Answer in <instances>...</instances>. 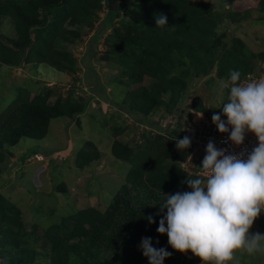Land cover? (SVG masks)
Instances as JSON below:
<instances>
[{"label": "trees", "instance_id": "1", "mask_svg": "<svg viewBox=\"0 0 264 264\" xmlns=\"http://www.w3.org/2000/svg\"><path fill=\"white\" fill-rule=\"evenodd\" d=\"M105 1L109 6L108 18L95 27L104 6L101 0H0V19L10 20L16 31V38L0 35V69L24 64L75 74L79 70L78 59L72 53L58 51L55 43L60 38L69 40L70 34L75 39L81 38L79 33L67 31L66 24H86L95 30L81 61L86 69L84 79L95 85L90 91L92 96L86 100L74 99L78 89L74 86L65 98L58 97L50 103L56 94L53 88L43 87L35 93L26 85L15 88L14 100L0 115V147L16 146L22 139H44L50 123L58 118L77 121L85 114L93 96L118 110L128 108L131 116L137 113L139 121H145L144 115L149 117L164 106L168 114L173 113L186 90L184 82L174 76L176 69L190 68L180 73L184 79L193 74L208 75L216 64L220 46L212 37L218 21L210 12L209 0H134L131 9L122 5L113 7ZM159 13L167 17V27H176L173 30L156 27L154 14ZM230 18L236 20V13ZM115 19L122 21L119 27L113 26ZM111 27L107 39L109 50L103 60L120 65L122 77L127 79L123 83L127 97L121 102L107 94L100 75L92 68V59L97 54L93 45ZM239 48L244 46L237 40L232 52ZM145 77L157 84L151 89L144 86ZM130 85L135 89H130ZM168 92L171 99L166 103L162 96ZM194 108L204 111L202 107ZM147 123L158 135L145 141L138 151L123 146L122 141L112 146L111 157L128 162L132 168L105 212L92 208L76 211L41 234L40 227L34 225L30 234L37 245L32 247L29 241L22 240L18 231L24 230L20 211L0 196V247L4 248L0 260H9L3 264H38L37 257L41 254L46 264H149L140 247L145 237L151 238L154 248H165L171 253L163 264H180L182 253L169 246L166 234L157 232L160 219L167 214V209L160 212L159 206L164 203V195L191 191L184 181L197 177H189L181 169V163L189 155L176 146L183 133L165 131L159 122ZM122 131L116 128L114 136L118 137ZM95 149L92 143H86L80 150L77 158L80 168L98 158ZM29 151L24 159L39 153L34 149ZM2 157L0 152V162ZM172 163L180 166L177 168ZM149 216L154 221L151 224L146 219Z\"/></svg>", "mask_w": 264, "mask_h": 264}, {"label": "rangeland", "instance_id": "2", "mask_svg": "<svg viewBox=\"0 0 264 264\" xmlns=\"http://www.w3.org/2000/svg\"><path fill=\"white\" fill-rule=\"evenodd\" d=\"M133 1L108 0V3L113 7L122 5L131 9ZM105 2L101 0L104 6L95 27L108 18L109 6ZM208 5L211 14L216 16L218 21L212 37V41L218 42L220 46L217 49L216 64L208 75L193 74L184 79L180 73L190 68L179 66L176 69L174 76L184 82L186 90L176 102L173 113L168 114L164 106L149 117L144 115L145 121H139L137 113L131 116L127 112L128 108L121 107L118 110L112 104L93 96L85 114L77 121L68 117L58 118L50 123L44 139H22L16 146L5 144L0 147L3 155L0 162V196L20 211L24 230L18 231L22 240L29 241L32 247L37 245L30 234L34 225L40 227L41 234L76 211L92 208L105 212L115 194L126 183L132 168L128 162L122 163L111 157L112 146L116 141H122L123 146L138 151L145 141L158 135L157 132L151 131L147 122H159L165 131L183 133L186 128L194 125L193 121L206 125L208 120H212L214 112L221 118H226L223 114V104L228 102L230 95V70L240 71L241 78L264 71V0H209ZM235 13L236 20H232L230 15ZM121 15L125 17V12ZM112 24L119 27L122 21L115 19ZM65 29L79 33L81 38L75 39L73 34H70L69 40L58 39L55 48L61 52L72 53L78 59V72L69 75L59 73L48 66L35 68L24 64L18 67H2L0 115L14 100V89L24 85L29 87L32 93L43 87L53 88L56 94L51 97L50 103H54L58 97L65 98L74 86L78 88L74 92V99L86 100L92 96L90 91L95 85L84 79L86 69L81 61L91 44L95 30L79 23L74 26L66 24ZM111 31L112 27L101 34L98 43L93 45L97 54L92 59V68L100 75L107 94L121 102L127 97L123 84L127 79L122 77L120 65L103 60L109 50L107 39ZM0 35L16 38V31L10 20L0 19ZM237 40L242 42L244 49L239 48L238 51L232 52ZM251 65V69H247ZM77 80L80 83H77ZM155 84L157 82L149 77L143 80V85L150 89ZM134 87L130 85V89H135ZM162 99L167 103L171 99V92L163 94ZM194 105L202 107L204 111L199 112ZM140 118L142 120V117ZM116 128L123 130L118 137L114 136ZM86 143L94 145L98 158L80 168L77 158ZM30 149L39 153L24 159ZM173 165L177 168L180 166L178 163ZM255 233L264 235V213H260L249 230V235ZM71 243L75 241L72 240ZM261 244H264V241H261ZM3 249L0 247V251ZM41 255L37 257L38 264H46ZM179 258L180 264L203 263L191 252L183 253ZM237 259L239 264H264V252L237 253ZM8 261L0 260V264Z\"/></svg>", "mask_w": 264, "mask_h": 264}, {"label": "clouds", "instance_id": "3", "mask_svg": "<svg viewBox=\"0 0 264 264\" xmlns=\"http://www.w3.org/2000/svg\"><path fill=\"white\" fill-rule=\"evenodd\" d=\"M154 19L156 27H167L164 14H154ZM229 80L230 95L223 104L227 123L215 112L212 123L221 134L231 129V143L242 145L248 131L256 136L258 146L244 160L243 154L228 155L210 140L200 168L203 177L187 178L184 183L191 191L164 195L159 206L167 214L160 219L157 232L167 235L173 250L191 252L203 264H239L237 253L264 252V235H249L264 211V79L241 83V72L230 70ZM190 145L188 136L176 140L178 150ZM146 219L154 222L151 216ZM140 247L149 264H163L171 255L165 248H154L150 237L142 238Z\"/></svg>", "mask_w": 264, "mask_h": 264}, {"label": "built area", "instance_id": "4", "mask_svg": "<svg viewBox=\"0 0 264 264\" xmlns=\"http://www.w3.org/2000/svg\"><path fill=\"white\" fill-rule=\"evenodd\" d=\"M260 79H264V71L259 74L251 73L249 76L241 78V83L259 81ZM221 119L227 123V117ZM193 122L194 125L183 131V138L188 136L191 139V145L186 149L189 155L187 159L181 163L183 171L189 176L197 177L199 174L203 177L200 168L202 167V161L206 155V147L210 140L214 142L217 149H226V154L228 155L240 156L243 154L242 158L244 160H247L252 150L259 144L258 139L251 132L246 131L243 144L237 146L228 139L231 129H229L228 133L221 134L212 123V120H208L206 125L196 123L195 121ZM262 213H264V211H262Z\"/></svg>", "mask_w": 264, "mask_h": 264}]
</instances>
